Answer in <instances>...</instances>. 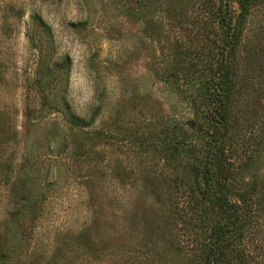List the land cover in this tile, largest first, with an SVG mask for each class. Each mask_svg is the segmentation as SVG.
Returning a JSON list of instances; mask_svg holds the SVG:
<instances>
[{
    "label": "rangeland",
    "instance_id": "rangeland-1",
    "mask_svg": "<svg viewBox=\"0 0 264 264\" xmlns=\"http://www.w3.org/2000/svg\"><path fill=\"white\" fill-rule=\"evenodd\" d=\"M193 1L0 0V264H202L159 249L174 201L152 149L187 115L169 72H184L188 35L173 18ZM231 65L238 180L254 210L232 260L264 264V0Z\"/></svg>",
    "mask_w": 264,
    "mask_h": 264
},
{
    "label": "trees",
    "instance_id": "trees-1",
    "mask_svg": "<svg viewBox=\"0 0 264 264\" xmlns=\"http://www.w3.org/2000/svg\"><path fill=\"white\" fill-rule=\"evenodd\" d=\"M256 2L194 0L173 18L175 28L188 35L189 53L183 74L169 72L181 83L187 115L172 118L163 141L152 148L163 155L171 169L168 186L174 201L171 209L164 211L175 224L173 239L163 237L164 241L157 243H165L158 246L160 250L170 245L177 253L193 252L202 264H235L238 258H232L241 252L239 245L254 222L250 197L238 180L242 163L237 160L236 144L232 142L236 116L233 97L238 84L231 59L250 6ZM71 117L83 121L77 115ZM182 230L184 235L191 234L194 244L190 248Z\"/></svg>",
    "mask_w": 264,
    "mask_h": 264
}]
</instances>
